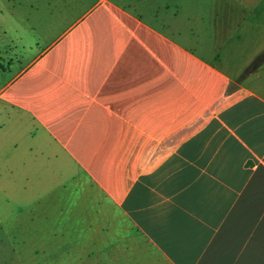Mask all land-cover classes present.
Instances as JSON below:
<instances>
[{"label": "crops", "instance_id": "obj_1", "mask_svg": "<svg viewBox=\"0 0 264 264\" xmlns=\"http://www.w3.org/2000/svg\"><path fill=\"white\" fill-rule=\"evenodd\" d=\"M208 2L199 35L165 0H77L42 46L30 24L0 86V208L85 190L78 256L264 264V0Z\"/></svg>", "mask_w": 264, "mask_h": 264}, {"label": "rangeland", "instance_id": "obj_2", "mask_svg": "<svg viewBox=\"0 0 264 264\" xmlns=\"http://www.w3.org/2000/svg\"><path fill=\"white\" fill-rule=\"evenodd\" d=\"M75 1L0 0V86L32 55L21 50L20 41L16 38L28 41L31 35L28 26L32 24L39 45L42 46L52 37V28H58L64 23L66 18L62 15L66 14V10H77ZM165 3L169 5L166 10L168 15L177 25L187 29L195 27L198 35L201 33L202 24L193 21L194 18L189 15L193 11L203 13L208 10V0H165ZM259 35L263 37L264 32L261 31ZM179 39L183 40L182 36ZM16 143L19 144L18 141ZM11 147L8 145L9 151L13 149ZM42 191L48 189L35 194L32 202L33 194H22L24 197L20 202L15 201L17 199H14V194H8L7 198L12 200L0 208V218L6 221L0 228L7 233L5 239L0 241V264H95L99 260L111 264V258L77 255L80 252L79 246L86 247L87 242L82 241L85 238L84 226L74 223L76 219L70 215V208L76 206V210L77 200L89 197V193L80 189L77 192L72 190L70 195L74 197L75 203L69 206V202H66V189L59 190L52 198ZM89 203L87 199L84 209L86 215L91 211ZM90 248L93 254L94 247L91 245Z\"/></svg>", "mask_w": 264, "mask_h": 264}, {"label": "flooded vegetation", "instance_id": "obj_3", "mask_svg": "<svg viewBox=\"0 0 264 264\" xmlns=\"http://www.w3.org/2000/svg\"><path fill=\"white\" fill-rule=\"evenodd\" d=\"M10 61H11V58H10Z\"/></svg>", "mask_w": 264, "mask_h": 264}]
</instances>
